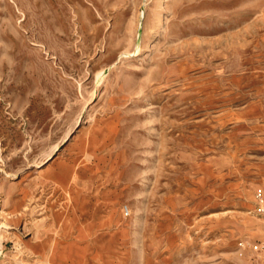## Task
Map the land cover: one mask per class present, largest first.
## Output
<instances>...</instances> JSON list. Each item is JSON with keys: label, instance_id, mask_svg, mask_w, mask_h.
Segmentation results:
<instances>
[{"label": "rangeland", "instance_id": "rangeland-1", "mask_svg": "<svg viewBox=\"0 0 264 264\" xmlns=\"http://www.w3.org/2000/svg\"><path fill=\"white\" fill-rule=\"evenodd\" d=\"M59 263L264 264V0H0V264Z\"/></svg>", "mask_w": 264, "mask_h": 264}, {"label": "bare ground", "instance_id": "bare-ground-1", "mask_svg": "<svg viewBox=\"0 0 264 264\" xmlns=\"http://www.w3.org/2000/svg\"><path fill=\"white\" fill-rule=\"evenodd\" d=\"M92 225V224H91ZM91 225H90V227H91ZM85 228V227H84ZM92 229H90V231H91ZM59 231V230H58ZM66 234V233H65ZM86 235V234H85ZM63 237V236H62ZM51 240V239H50ZM54 240V239H53ZM40 243V242H39ZM51 245V244H50ZM73 245V244H72ZM67 246H69L68 244H67ZM54 250V249H53ZM69 250V249H68ZM46 251V250H45ZM75 251V250H74ZM68 253V252H67ZM50 255V254H49ZM74 255V254H73ZM77 255V254H76ZM75 257V256H74ZM75 258H77V257H75ZM44 259V258H43ZM55 262H56V260H54ZM69 262V261H68ZM82 262V261H81ZM60 264V263H59Z\"/></svg>", "mask_w": 264, "mask_h": 264}]
</instances>
